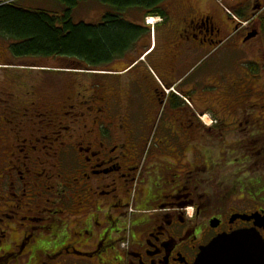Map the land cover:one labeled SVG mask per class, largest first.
Listing matches in <instances>:
<instances>
[{
	"label": "flooded vegetation",
	"instance_id": "flooded-vegetation-1",
	"mask_svg": "<svg viewBox=\"0 0 264 264\" xmlns=\"http://www.w3.org/2000/svg\"><path fill=\"white\" fill-rule=\"evenodd\" d=\"M168 1L158 7L159 34L171 15L180 23L190 15L189 22L172 32L175 58L157 62V49L146 63L139 60L150 49L151 32L138 25V42L143 44L136 47L142 46L141 52L136 48L132 55L134 44L117 58L91 66L94 88L85 92V103L89 101L94 120H81L78 113L84 110L72 98L52 107L44 94L36 96L22 85L16 93L0 91V99H9L7 105L0 100V107L13 116L10 121L0 112V140L6 130L14 133V139L7 136L0 142V152L10 155L14 150L10 158L15 161L4 162L0 173V264H196L202 249L218 237L254 227L253 221L239 216L264 212H240L246 203L237 182L224 186L218 202L214 194L206 199L204 181L212 179L215 163L206 146L218 122L208 127L199 119L211 108L220 115L223 101L222 113L234 122L218 139L221 153L227 144L245 148L254 166H263L264 69L232 71L203 62L192 71L190 60V75L177 82L188 67L180 54L190 50V57L205 55L222 34L217 23L204 16L208 5L202 0H175L173 11ZM6 65L8 54L0 50V69ZM124 75L127 82L122 87ZM206 88L214 91L200 93ZM150 94L155 106L164 110L165 120L159 141L147 152L149 144L136 134L149 127L155 114L152 105L143 107L142 98ZM136 110L142 112L133 116ZM56 111L69 112L61 116ZM90 123L94 129L87 131ZM52 127L53 135L47 136ZM227 135L240 140L229 143ZM46 148L57 159L66 158L75 170L56 173L53 179L44 171V160L35 169L34 153L39 149L48 155ZM35 188L40 193L34 194ZM44 194L49 195L46 202ZM23 200L28 204L23 206ZM190 208L191 218L186 213ZM259 232L264 239V229Z\"/></svg>",
	"mask_w": 264,
	"mask_h": 264
},
{
	"label": "rangeland",
	"instance_id": "rangeland-1",
	"mask_svg": "<svg viewBox=\"0 0 264 264\" xmlns=\"http://www.w3.org/2000/svg\"><path fill=\"white\" fill-rule=\"evenodd\" d=\"M177 1L181 3L180 0ZM221 2L222 0L217 1L219 7ZM203 3L207 5L210 4L211 11L214 9L213 5L211 4V0H202V4ZM18 4L33 10L43 9L50 13L61 14L64 10V7L54 0H18ZM247 4H249V7L252 6L250 9L248 8V15H254L255 11L257 10V6L252 4L251 1H247ZM166 5L169 7L171 11H173L174 8H176L175 0H170L166 2ZM222 5H224L223 2ZM108 10L109 9L106 7V5H104L101 2V0H89L85 3H81L80 6L77 7V9L73 12L72 18L76 24L82 23L87 25H95L102 22L101 19L107 13ZM221 15H227V14L226 12L222 11ZM123 16L124 17L127 16V18L131 17L132 18L131 21L136 22L137 24H141L142 22L140 15L134 14V15H123ZM260 17H263V15H260ZM129 19L130 18H128V20ZM227 22L230 24L228 20ZM152 24H157V20L152 18L150 21V25ZM142 25H144V21ZM250 27L251 24L249 25V28ZM240 35L241 32L236 31L235 37ZM258 38L259 37H255L254 39H252V42L253 43L259 42L257 41ZM142 41L143 40H140L133 47V49L131 50L132 55L135 54L136 48L140 52L143 50L142 46L136 47L137 44L139 45L143 44L141 43ZM11 42L12 41H7L3 37H0V50L6 51V53L8 54V59L10 60V66L11 67L17 66L18 69H13L11 67L8 69H4V68L0 69V91L16 93L18 92V87L22 85L23 86L22 90L26 91V89L28 88L29 91L34 93L36 96L38 94H44L46 97L45 101L48 104H50L52 107L55 106L61 107L62 104L67 101L68 98H72V100L75 99V101H77L78 105L80 106V109L84 110L81 112L83 114L78 113L81 120L87 121L88 119L94 120L96 118L95 113H88L89 111L88 107L90 106V104L88 103L89 101L85 103V101L89 97V96H85V92H92L94 88V84L92 82V75L90 74L92 72L91 67L82 66L80 63L71 62L69 60H65L64 58H55V59L48 58L45 59L44 61L40 60V58L38 60L34 58H27L26 59L27 64H24L21 63L22 60L14 58L13 56L9 58V46ZM146 55H147L146 52L144 54H141V56H139L140 57L139 60L146 63L147 62ZM121 66L123 65L120 63V65H118L117 67L121 68ZM253 66H255V64H253ZM194 70L195 69H192V71ZM241 72H243V69L241 70ZM184 76L186 75L184 74L183 77ZM7 77H10V79H7ZM125 79H127V76L124 75L122 79L123 80L122 87H125L124 84L127 82ZM11 80L15 82V85L11 84L10 82ZM224 87H226L225 84ZM261 89L264 90V74L262 77ZM212 90L214 91V89L212 88L211 89L206 88L204 90H200V93L211 92ZM152 96H153L152 94H150L149 96H144L142 98V101H143V107L145 109L148 108L150 105H152L155 114L149 119L148 122L149 127L145 128V130L143 131L137 130L138 132L136 134V139L145 140L146 141L145 144H149V146L147 147V152H149L151 149H154L156 143L159 141L160 129L161 126L164 124V120H165L164 110L158 106L159 104L157 105V107L155 106L157 101ZM4 101H5V105L9 104V99L7 97L4 98L3 104ZM222 104H223V109L221 108L222 105L218 107V111L220 112V115H216L213 112L215 110L211 108L209 111L206 112L204 116L200 115L199 117L200 121L203 124L207 125L208 127H212L213 125H215V123L218 122V125L213 127L214 134L210 135L209 137L210 141L206 146L209 149V156L215 160L212 179H207L206 181H204L203 187L205 188L206 199H208L209 195L211 197H214L213 196L214 194L215 195L214 202H218L223 197L224 186L226 185L225 187L228 188L233 187V185H235V182H237L238 190L239 191L243 190L242 195L243 196L245 195V197H249V199L244 197L245 203L246 204L248 203L249 205L247 208L245 207L246 204L243 207H240V209H244L242 211L240 210V212L242 213L245 211L244 213L247 212L249 213V211L255 210L256 208L258 209V211L260 210L264 211V183H263L264 165L262 166V164L259 163L258 168L254 166L253 164L254 160L250 157V155L247 153V150L245 148H243V150H241L240 147L231 148L229 144H227L226 147L224 148L225 153L224 154L221 153L222 148L219 146L218 139L220 138V136L225 134L226 129H228L229 127H233V122H234L232 119H230L227 116L226 113H222L225 108V104L223 101ZM2 111L5 112L6 117L11 121L13 118L11 113L6 112L4 109L0 107V112ZM67 112L69 111H66L65 113ZM141 112L136 110L135 113H133V116H138L139 114H141ZM55 113H59L61 114V116L65 114L62 113L61 111H56ZM128 113L130 112L128 111ZM124 116L125 115L123 114L121 117ZM52 129L53 127L49 129V132L47 131V136L53 135L51 131ZM92 129H94L93 125L91 123L88 124L87 131H91ZM7 136L11 140L14 139L13 138L14 133L10 131V133L8 134V130H6L4 137L0 140V142L7 139ZM227 139L229 143H234L235 140L238 142L240 140L236 136L230 137L229 135H227ZM13 153L14 150L10 155H12ZM45 153L50 155L47 148ZM10 155L7 154L3 155L0 152V173H2V170L4 168V162L6 163L10 161L15 162L14 158H10ZM48 155L42 154V152H40L39 149L34 153L33 160L35 163L34 165L35 169L39 161L44 160L45 162L43 166L44 171L47 173H51L53 179L56 173H59L61 171L69 172L75 170L74 166L70 168L69 164H66V158L57 159L52 154L50 156ZM147 155L148 153L144 156V158H146ZM65 157L69 158V160L73 162L71 156L67 155ZM192 160H194V158ZM62 164H64L65 166L63 167ZM37 170H42V167H38ZM40 172L42 171H39V173ZM35 182H36L35 180L32 181L33 184H35ZM53 184L54 182H52V187ZM33 193L34 194L40 193V191L36 190L35 188ZM240 196H238V198ZM43 198L45 201L46 198H49V195L44 194ZM26 204H28V201L23 200L22 205L24 206ZM236 206L238 208V205ZM130 211L132 210L130 209ZM186 213L189 218L193 217L194 215V211L192 208H190V210L187 211ZM126 246L127 245L124 244L122 245V248H126Z\"/></svg>",
	"mask_w": 264,
	"mask_h": 264
},
{
	"label": "trees",
	"instance_id": "trees-1",
	"mask_svg": "<svg viewBox=\"0 0 264 264\" xmlns=\"http://www.w3.org/2000/svg\"><path fill=\"white\" fill-rule=\"evenodd\" d=\"M54 1L64 7L61 14L29 9L19 5L18 0H0V37L12 41L9 52L14 58L22 61L27 58H40L42 61L64 58L88 67L94 63L109 62L125 49H131L138 42V34L142 33L123 15L135 10L147 16L160 15L158 7L165 2L101 0L109 10L100 24L87 25L76 24L72 16L81 3L89 0ZM196 56L200 55L192 54L190 60ZM244 68L248 70L251 66L246 64Z\"/></svg>",
	"mask_w": 264,
	"mask_h": 264
},
{
	"label": "crops",
	"instance_id": "crops-1",
	"mask_svg": "<svg viewBox=\"0 0 264 264\" xmlns=\"http://www.w3.org/2000/svg\"><path fill=\"white\" fill-rule=\"evenodd\" d=\"M218 0H211V4L213 7L218 10V12L221 14L223 9L221 6L219 7L217 4ZM247 1L249 0H234L231 6H237V8H234L235 14L239 19H245L248 15L247 9L249 7V4H247ZM262 3L264 4V0H262ZM229 5V6H230ZM207 15H204L209 18V15L211 12H207ZM172 18L168 25L162 29L160 34H156L160 38V52L158 56L156 57L157 62H162L168 60V57L170 59L175 58L172 55V49L170 48L171 42L170 39L173 38L175 35L172 33L173 30L177 27H179L181 24H186L187 22L190 21V15L188 17H185L186 19H181V23L178 18H174L173 15H171ZM178 16V15H177ZM216 16V22L219 20H226L228 15H215ZM229 17V16H228ZM227 32L222 36V39L226 38L228 35H232L234 33L235 25L233 23H227ZM244 37L243 35L235 37V43L232 46L225 47L224 50L220 49L218 54L215 56H205L211 53L214 49L212 47H209L207 49V52L205 55H200L196 56L191 59L192 62V67L197 66L199 63L202 62V60L205 59L207 63L210 64V66H220V67H229L232 71L237 70V69H244L245 65L249 63V61L256 62L257 64L261 63L264 60V27H258V38L257 41L253 43L251 42H244ZM218 51V49H217ZM187 53L188 50L184 53V55L181 57L180 54V60H185L189 61L188 64V70H190V58H187ZM167 54V55H166ZM177 55V52H175ZM205 56V57H204ZM178 57V59H179ZM182 78V75L177 79V82H179Z\"/></svg>",
	"mask_w": 264,
	"mask_h": 264
},
{
	"label": "water",
	"instance_id": "water-1",
	"mask_svg": "<svg viewBox=\"0 0 264 264\" xmlns=\"http://www.w3.org/2000/svg\"><path fill=\"white\" fill-rule=\"evenodd\" d=\"M221 23L222 26L217 23L220 34L225 30V22ZM238 218L248 222L254 220V227L218 237L202 249L196 264H264V240L257 229L264 228V216L256 213Z\"/></svg>",
	"mask_w": 264,
	"mask_h": 264
}]
</instances>
